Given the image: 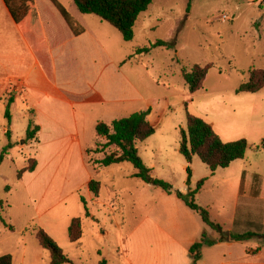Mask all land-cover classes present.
<instances>
[{"label":"rangeland","instance_id":"374dc122","mask_svg":"<svg viewBox=\"0 0 264 264\" xmlns=\"http://www.w3.org/2000/svg\"><path fill=\"white\" fill-rule=\"evenodd\" d=\"M59 2L78 23H104L111 33L109 51L116 49L123 69L137 73L139 95L151 101L156 127L140 143L139 152L152 177L169 183L172 190L134 177L137 169L124 162L94 173L102 182V203L91 201L86 190L74 192L71 176H59L57 192L49 198L58 205L43 209L39 217L30 197L40 192L27 189V172L18 178L35 152L22 146L31 142L27 111H16L10 137L0 125V152L13 144L0 166V256L11 254L13 264H51L50 251L36 236L42 228L75 264H264V88L237 92L251 71L264 69V0H153L139 16L131 41L97 16L82 14L74 0ZM45 3L52 6L51 0ZM46 4L40 2L44 8ZM159 40L168 46L136 53ZM195 64L206 66L208 74L203 87L191 93L182 70ZM142 106L147 108L144 101L138 108ZM187 113L210 123L224 142L246 139L250 146L245 158L215 172L197 155L188 163L180 153ZM97 157L101 155L89 153L90 162ZM47 178L39 177L34 186L41 187ZM201 179L205 183L195 200L216 226L198 216L204 225L199 241L206 234L212 244H205L196 259L180 243L181 237L194 233L196 222L183 226V207L190 208L177 192L195 190ZM171 204L180 207L179 213L171 212ZM86 206L95 220L86 215ZM75 217L83 218L79 243L69 239ZM172 219L180 221L178 231L170 227ZM169 233H176L177 239ZM232 235L245 238L230 246Z\"/></svg>","mask_w":264,"mask_h":264},{"label":"crops","instance_id":"0c3cea01","mask_svg":"<svg viewBox=\"0 0 264 264\" xmlns=\"http://www.w3.org/2000/svg\"><path fill=\"white\" fill-rule=\"evenodd\" d=\"M34 1L44 30L43 39L22 32L4 0H0V125L4 126L6 134L10 131L11 136L14 113L27 111L29 122L34 118L40 128L35 139L22 144L25 148L30 146L37 159L35 170L27 172L23 181L27 180L30 193L40 192L37 197H30L40 217L43 209L48 212L58 205L55 199L49 198L57 192L55 180L59 176H71L74 192L86 190L91 201L102 203V190L96 197L89 187L94 173L111 167H99L89 160V151L98 141L96 127L100 122L110 124L148 109L151 110L148 118L153 125L154 122L151 101L139 95L137 73L129 74L123 69L116 49L113 53L109 51L111 33L104 23L76 21L84 29L76 36L53 3L50 6L45 0ZM40 2L46 4L45 8ZM140 101H144L147 108H138ZM8 105L10 120L5 115ZM43 175L47 180L41 187L34 186ZM242 186L244 184L241 191ZM84 199L87 202V198ZM171 209L179 213L180 207L171 204ZM182 212L183 226L196 222L192 235L181 240L179 237L192 256L190 249L200 240L198 235L204 225L199 223L197 211L183 207ZM89 216L96 219L91 212ZM170 227L178 231L181 223L172 219ZM208 229L206 226L205 230ZM169 235L177 239L176 233ZM228 242L232 246L236 241Z\"/></svg>","mask_w":264,"mask_h":264},{"label":"trees","instance_id":"16d2710c","mask_svg":"<svg viewBox=\"0 0 264 264\" xmlns=\"http://www.w3.org/2000/svg\"><path fill=\"white\" fill-rule=\"evenodd\" d=\"M65 19L74 35L78 36L84 32L76 21L71 17L67 9L58 1L51 0ZM79 11L82 14H93L103 22H107L116 28L126 41L135 38V25L139 16L148 10L153 0H74ZM14 21L24 33L33 34L37 39L44 38V30L40 19V14L34 0H4ZM158 46H168V43L159 40L150 46L140 47L136 50L137 54L148 53L152 48ZM208 74V68L200 64H195L191 68L182 70V76L189 86L190 92L194 93L203 87ZM264 88V69L251 71L249 79L243 82L238 93H257ZM151 110L139 111L127 117H122L112 121L110 124L100 122L96 127L97 136L105 139L104 142L97 141L95 149H90L89 153L100 154L94 160L95 165L99 167H109L115 164L130 162L137 169L133 175L146 183H151L170 192L172 186L160 179H154L151 175V169L144 163L138 145L156 132V127L149 120ZM6 117L11 119L9 105L7 106ZM40 130L35 123L34 118L29 122L27 130V140L36 138ZM10 137V131L7 132ZM250 144L246 139H240L233 142H224L215 131L214 127L204 119L187 113V127L181 129L180 153L186 158L188 163L192 162L193 156L200 157L212 172L219 168H227L234 161L244 159ZM13 144L9 142L0 152V166L2 165L9 150ZM37 166L36 157L28 159L25 168L18 172V178H22L26 172H32ZM190 184L191 168L188 167ZM205 179L197 183L195 190L184 194L180 191L177 196L182 199L188 207L197 211L205 222L216 226L210 221L208 212L196 203L195 197L202 189ZM89 187L96 197L99 196L102 187L101 181L93 178ZM84 200V199H83ZM2 204V201L0 202ZM84 203L86 204L85 200ZM86 215L89 216V209L86 206ZM220 228V227H219ZM83 234V218L75 217L69 226V239L73 243H79ZM40 245L48 249L51 254V264H75L69 258L57 242L40 228L36 233ZM230 238L239 241L245 238V235H232ZM205 244H212L203 235L201 241L192 245L190 251L192 255L199 259L201 257V248ZM0 264H13L11 254L0 256ZM100 264H106L102 260Z\"/></svg>","mask_w":264,"mask_h":264},{"label":"built area","instance_id":"2783aa9c","mask_svg":"<svg viewBox=\"0 0 264 264\" xmlns=\"http://www.w3.org/2000/svg\"><path fill=\"white\" fill-rule=\"evenodd\" d=\"M227 17H224V20H226Z\"/></svg>","mask_w":264,"mask_h":264}]
</instances>
